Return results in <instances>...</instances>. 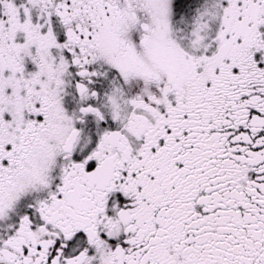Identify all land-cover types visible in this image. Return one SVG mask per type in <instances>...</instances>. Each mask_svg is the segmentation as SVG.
Returning a JSON list of instances; mask_svg holds the SVG:
<instances>
[{"label": "snow or ice", "instance_id": "snow-or-ice-1", "mask_svg": "<svg viewBox=\"0 0 264 264\" xmlns=\"http://www.w3.org/2000/svg\"><path fill=\"white\" fill-rule=\"evenodd\" d=\"M0 264H264V0H0Z\"/></svg>", "mask_w": 264, "mask_h": 264}]
</instances>
